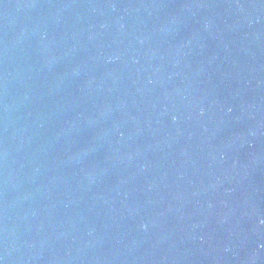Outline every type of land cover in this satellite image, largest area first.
Wrapping results in <instances>:
<instances>
[{
    "label": "water",
    "instance_id": "water-1",
    "mask_svg": "<svg viewBox=\"0 0 264 264\" xmlns=\"http://www.w3.org/2000/svg\"><path fill=\"white\" fill-rule=\"evenodd\" d=\"M264 140V0H0V264H214Z\"/></svg>",
    "mask_w": 264,
    "mask_h": 264
}]
</instances>
